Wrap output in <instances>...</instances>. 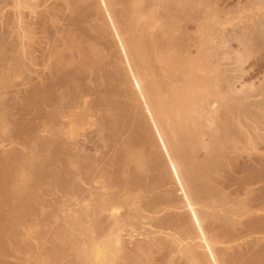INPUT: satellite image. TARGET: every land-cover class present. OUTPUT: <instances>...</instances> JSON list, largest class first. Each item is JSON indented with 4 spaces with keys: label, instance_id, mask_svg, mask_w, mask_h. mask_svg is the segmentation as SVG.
I'll return each instance as SVG.
<instances>
[{
    "label": "bare ground",
    "instance_id": "1",
    "mask_svg": "<svg viewBox=\"0 0 264 264\" xmlns=\"http://www.w3.org/2000/svg\"><path fill=\"white\" fill-rule=\"evenodd\" d=\"M248 55L264 0H0V264H264Z\"/></svg>",
    "mask_w": 264,
    "mask_h": 264
},
{
    "label": "rangeland",
    "instance_id": "2",
    "mask_svg": "<svg viewBox=\"0 0 264 264\" xmlns=\"http://www.w3.org/2000/svg\"><path fill=\"white\" fill-rule=\"evenodd\" d=\"M227 1V0H226ZM247 8V9H246ZM256 8V9H255ZM242 9V8H241ZM236 10H238V8L236 9ZM235 9L233 10L234 12L233 13H231L230 14V16H231V18H232V22H231V20H230V22H228V24L226 25V26H224V28H227V29H229V28H232L233 26H236V24L237 25H240V24H243V23H245V22H247L248 21V18H249V16H253L252 15V13H254V15L255 14H260V13H262V9H261V7H254V9L253 8H249V7H245V9L243 8L242 9V11H236ZM239 10H240V8H239ZM253 10H255L254 12H253ZM237 12V13H236ZM245 14H247V17H246V15ZM250 14V15H249ZM233 15V16H232ZM230 16L228 15V19H230ZM233 17H234V19H233ZM213 25V24H212ZM215 26V25H214ZM229 27V28H228ZM211 28V27H210ZM212 32H213V27H212ZM213 35V34H212ZM232 45H233V47H236V46H238V45H236V44H238V41H233L232 43H231ZM230 44V45H231ZM246 56V55H245ZM255 59H256V57L255 56H250V55H248L247 57H245V61H243V64H244V67L246 68V70L248 71V73L245 75V79H247L248 80V82L250 81V82H252V84L253 83H257V86H259V82L260 81H264V74L262 73V72H259L260 70H259V68H257L256 66H254V62H255ZM217 66H219V64L217 65ZM260 73H262V74H260ZM263 77V78H262ZM262 78V79H261ZM249 82V83H250ZM248 83V84H249ZM251 84V83H250ZM263 84H264V82H263ZM260 85H262V84H260ZM249 87H250V85H249ZM248 87V88H249ZM248 88H245L246 90L248 89ZM264 93V92H263ZM98 261H99V258H98Z\"/></svg>",
    "mask_w": 264,
    "mask_h": 264
}]
</instances>
